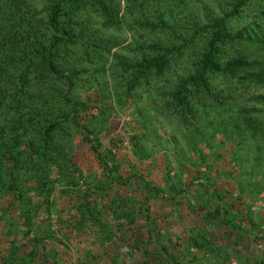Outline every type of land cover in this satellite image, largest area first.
I'll return each mask as SVG.
<instances>
[{"label":"rangeland","instance_id":"rangeland-1","mask_svg":"<svg viewBox=\"0 0 264 264\" xmlns=\"http://www.w3.org/2000/svg\"><path fill=\"white\" fill-rule=\"evenodd\" d=\"M4 1L0 22L9 29L14 25L16 61L8 63L2 78L10 90L28 65L29 85L21 95L20 121L11 122L5 105L0 109V140L18 141V180L25 182L20 187L25 190L32 181L26 162L36 161L39 135L50 119L61 117L46 155L56 166L38 177L49 191V209L41 204L34 218L50 226L52 239L62 240L59 262L264 264V131H252L246 123L262 116L264 80L219 75L212 90L225 103L209 98L214 105L205 111L199 100H191L187 116L170 96L187 71L190 42L197 40L196 34L189 35L192 22L202 28L208 17L227 10L231 0H81L69 24L75 36L55 49L58 76L38 62L19 60L21 46L31 44L34 32L50 34L49 0H14L18 9ZM262 14L264 0L244 1L227 23L224 55L238 54V35L254 20L260 22ZM3 33L2 64L12 43V34ZM168 43L182 44L168 67L162 72L151 68L135 78L129 64L154 53L156 44ZM80 103L77 117L84 130L62 113ZM199 124H205L202 133L195 130ZM86 130L96 138L105 162L116 168L111 177L84 138ZM197 170L210 177L212 187L189 183ZM150 187L160 194L146 198ZM177 192L174 200L168 197ZM9 200L11 195H0V208ZM223 201L236 212L234 226L217 210ZM85 203L93 215L82 218L79 210ZM10 211L15 214V207ZM5 230L0 225V250L20 236L3 235ZM24 240L16 242L22 246Z\"/></svg>","mask_w":264,"mask_h":264},{"label":"trees","instance_id":"trees-1","mask_svg":"<svg viewBox=\"0 0 264 264\" xmlns=\"http://www.w3.org/2000/svg\"><path fill=\"white\" fill-rule=\"evenodd\" d=\"M80 1L81 0H49L47 25L51 29V32L47 36L42 32H34L35 36L31 44L21 46L19 60L27 62L28 64L31 62H38L48 73L58 76L59 73L57 72L53 58L55 49L59 45L69 43L75 36L69 24L74 21L73 15L76 14L74 11L75 8L77 9L78 3L79 5L81 4ZM244 1L246 0H231L230 7L227 10L216 13L213 17H208L206 21L203 22L204 25L202 28L196 21L192 22L195 28L193 27L189 35L193 38L196 34L197 40L193 38L192 42H190L191 52L188 56L189 65L187 66V71L178 77L170 92L172 101L186 116L191 112V100H199L205 111L209 108L212 109L214 105L209 98L213 101H219L220 104L225 103L223 100L215 98V92L212 90L213 87L211 84L219 75L233 76L236 74V77L243 82H250L257 78L262 81L264 80V14L261 15L260 22L254 20L247 26L248 30L245 31L244 34L238 35L237 41L241 47V50L236 51L238 54L228 58L227 55L223 53L224 48L221 47L222 43H227L225 40V36L227 35L226 27L230 17L239 11ZM4 2L6 5H12L14 8L18 9L14 0H5ZM102 6L106 9L104 4H102ZM105 13L107 18L112 20L111 14L108 11ZM8 15H11V13L9 12ZM61 16H64V18L61 19ZM19 18L20 16L16 19L18 20ZM3 29H6V33L12 34V40H10L12 43L8 50L10 52H7L8 54H6L5 59L2 61L4 63H0V109H2L4 105L8 107L4 108V111H7L11 115L12 123H17V121L21 119L19 115L22 106V103H20L21 95H23V92L29 85L27 76L29 68L28 65L23 67L24 69L22 72L17 75L15 86L8 90L7 84L5 83L6 80H3L2 75L7 71L8 63L16 61V49L13 47L16 34L14 25L9 29V27L7 28L5 24L0 22V36L3 33ZM198 29L201 32L199 31L197 34ZM3 36H5L4 33ZM199 38L200 41H198ZM199 42L200 44H198ZM186 44L189 45V42H186ZM181 48L182 44L177 43L156 44L155 47H153L155 50L154 53L149 56L144 55L141 59L133 61L129 66L132 68L135 78H137L139 73L151 68L162 72L163 69L166 68V64L172 61L173 55ZM230 49L235 51L232 46ZM3 101H8V103L4 104ZM80 107H83L82 103L73 105L70 112L62 113L63 118L71 119L70 121H73L75 126L79 127V130H84L81 128L77 117L79 109H81ZM60 121L61 117L59 119L52 118L49 123L43 127V132L38 138L39 143L35 148L37 154L36 161L31 164L26 162V166L28 165L26 172L30 175L29 180L32 181L27 184L28 186L25 190H21L20 187L24 185L27 176L22 179L24 183L20 184L18 180L20 179L18 170L21 168L18 152H15L18 141L14 138L13 142L10 141L6 144V141L1 137L0 195L6 196L9 194L12 200H9V202H6V204H3L0 208V225L6 227L3 235H16L17 232H20V236H18V238L16 237V240H25L24 244L21 246L15 239H12L8 246L0 250V264H62L57 257L58 244L62 243V240L56 237L55 240L52 239L53 237L50 235V226L48 224L42 225L38 220L34 219L37 217L35 213H37L38 207L41 204H43L46 209H49V191L44 188L45 182H43V185L38 184V177L39 175L45 176L44 173L48 172V169L53 170L56 166L49 161L51 159L50 156L46 155L53 149L50 134L56 129ZM219 122L224 125L226 121L219 120ZM246 123L252 131L256 129H262L264 131V109H262V116L259 117L257 121L248 119ZM199 126L200 127H195V130L198 133H202L205 130V124H199ZM83 133L84 138L91 142L93 149L96 151L100 165L104 169V173L111 177V173L116 168L109 166L105 162L98 148V144L96 143V138L91 136L89 134L90 132L87 130ZM4 145L7 146L1 149ZM203 158L204 157H202L199 163L204 162H202ZM206 167L202 166L204 170ZM197 173L198 174L195 176L193 175L190 179V184L198 186L204 184V186L212 187L209 176L202 174L199 170H197ZM34 179L36 183L33 184ZM154 192L159 195L161 190L154 187L148 188L146 198H149L150 194H154ZM211 193L214 195L216 194L214 190ZM178 194H180V192H177L175 195H168V197L174 200ZM83 195L87 198L88 193H84ZM11 206L15 207V214L11 213ZM91 209L88 203L83 204L79 210L80 216L83 218L87 213L93 215L91 214ZM217 210L220 212L225 222L232 223L233 226L236 225L234 223V219L237 217L236 212L227 206L226 201H223L222 204L217 207ZM16 219L18 221L23 219L22 223L25 228H22V231L19 230V222ZM36 232L39 233L37 234ZM49 241H52L53 244H48ZM55 242L57 244H55ZM24 245L25 247H23Z\"/></svg>","mask_w":264,"mask_h":264}]
</instances>
